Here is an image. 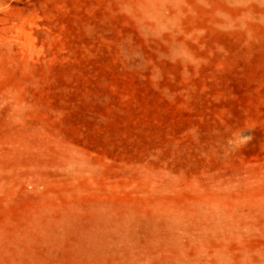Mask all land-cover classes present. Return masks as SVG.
<instances>
[{
  "label": "rangeland",
  "instance_id": "rangeland-1",
  "mask_svg": "<svg viewBox=\"0 0 264 264\" xmlns=\"http://www.w3.org/2000/svg\"><path fill=\"white\" fill-rule=\"evenodd\" d=\"M0 264H264V0H0Z\"/></svg>",
  "mask_w": 264,
  "mask_h": 264
},
{
  "label": "clouds",
  "instance_id": "clouds-1",
  "mask_svg": "<svg viewBox=\"0 0 264 264\" xmlns=\"http://www.w3.org/2000/svg\"><path fill=\"white\" fill-rule=\"evenodd\" d=\"M251 129L252 128H242L233 132L227 140L228 147L236 150L246 146L252 140V136L245 134V131H250Z\"/></svg>",
  "mask_w": 264,
  "mask_h": 264
}]
</instances>
